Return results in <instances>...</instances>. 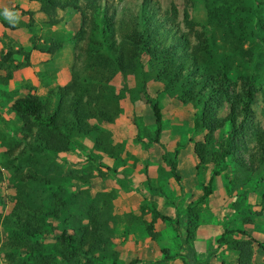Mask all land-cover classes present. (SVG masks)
Listing matches in <instances>:
<instances>
[{
  "label": "trees",
  "instance_id": "16d2710c",
  "mask_svg": "<svg viewBox=\"0 0 264 264\" xmlns=\"http://www.w3.org/2000/svg\"><path fill=\"white\" fill-rule=\"evenodd\" d=\"M33 2L45 31L42 42L36 47L40 54L53 59L61 52L60 34L56 35L52 29L62 23L58 12L68 9L80 13L81 28L75 37H86L88 45L86 61L81 68L74 67L69 83L51 86L45 78L54 77V74L46 73L42 77L46 96L17 103L13 112L19 124L12 132L13 137L0 135L2 147L8 146L0 153V159L12 175L10 183L14 188L12 212L0 216V226L7 234L0 248L5 262L84 264L81 259L86 255L111 251L114 238L113 229L107 222L110 213L108 199L101 193L93 195L85 187L96 177L90 173L81 176L79 172L67 175L56 166L53 157L70 151L69 141L75 134L91 138L98 149L111 152L109 139L99 127L115 124L122 114L115 79L119 75L126 77L135 73L141 68V61H145L149 76L163 87L164 94L184 106L200 108L193 123L194 129L204 137L202 142L194 145V154L199 167L212 165V172L202 196L187 206L184 235L188 248L187 264H202L195 257L193 244L199 228V214L212 195L213 178L232 168L234 189L240 199L233 205L236 211L243 208L247 195L254 188L264 185V129L248 123L256 93L253 80L246 79L242 83L240 94L232 91L230 59L218 53L217 39L210 40L214 51L206 52L203 47L192 46L189 38L180 35L174 21L164 22L155 9L152 13L148 10L147 3L137 12L128 11L118 18L116 13L107 9L104 0ZM255 2L263 7L258 15L257 7L253 10L244 0L238 1V27L244 26V18H264V0ZM209 12L210 17L219 13L214 17L227 22L224 28L228 32L220 26L218 33L222 35L220 44L230 51L233 60L245 57L252 62L264 63V22L258 19L260 21L254 23L255 31L237 35L228 8ZM29 25L22 21L8 22L0 15V26L5 31L34 27L33 22ZM242 29L246 30L245 27ZM256 29L260 35L256 34ZM245 45L247 49H244ZM24 68L25 64L15 66L11 56L7 58L8 71L17 72ZM146 97L150 100L148 94ZM147 103L152 110L155 130L150 134L142 126L138 127L139 134L141 139L145 137L161 145L162 113L157 104ZM221 112L226 113L223 119L219 117ZM226 128L227 132L215 148L216 134ZM249 131L253 145L250 149L244 144ZM239 151L246 152L247 158L239 157ZM98 175L105 177L101 168ZM173 175L180 183V178ZM74 182L78 184L76 192L68 188ZM259 207L261 212L258 215L263 216L264 196ZM159 220L171 221L155 213L153 223ZM229 234L225 232L218 244L229 245ZM242 235L247 237V244L239 247L235 264H255L254 246L264 251V243ZM93 259L96 258L92 256L85 264H92ZM258 264H264V261Z\"/></svg>",
  "mask_w": 264,
  "mask_h": 264
},
{
  "label": "rangeland",
  "instance_id": "374dc122",
  "mask_svg": "<svg viewBox=\"0 0 264 264\" xmlns=\"http://www.w3.org/2000/svg\"><path fill=\"white\" fill-rule=\"evenodd\" d=\"M104 1L107 9L116 13L118 18L128 11L137 12L147 3L151 13L155 9L164 22L174 21L180 35L189 38L192 46L199 49L203 47L206 52L214 51L210 40L217 39L218 53L230 59L231 90L240 94L242 83L246 79L253 80L256 93L248 123L264 129V63L252 62L245 57L233 60L230 51L220 44L222 40L219 37L222 38V35L218 33L219 27L225 29L224 24L227 22L214 17L219 13H213L210 17L209 10L228 8L237 35L242 32L251 34L255 31L254 23L260 20L263 23L264 18H244V26L238 27L240 17L236 8L240 0ZM244 2L253 10L257 7V15L263 10L255 0ZM5 9L16 14L6 16ZM58 13L62 23L52 31L56 35L60 34L63 47L59 55L51 59L36 49L45 31L33 0H0V15L6 21H22L27 25L34 23L32 28L15 32H4L0 27V135L13 137L12 132L19 124L13 112L17 103L46 96V89L42 85V77L46 73L54 74V77L45 78L51 86H64L71 80L74 67L81 68L86 61L88 40L86 37H75L81 28L80 13L71 9ZM244 27L245 31L242 29ZM225 32L228 30L225 29ZM256 34H259L257 29ZM247 48L245 45L244 49ZM9 56L15 66L22 63L25 68L17 72L8 71L6 60ZM114 86L120 97L122 114L115 124L99 127L109 139L111 152L98 149L91 138L75 134L69 141L70 151L53 157L56 166L67 175L79 172L81 176H88L89 173L95 176L96 179L89 181L85 187L93 195L103 194L109 202L107 222L113 229L114 246L109 252L89 254L81 261L85 264L93 256L96 259H93L92 264H187L185 212L190 203L202 196L212 172V165L199 167L194 154V145L202 142L204 137L203 133L194 129L193 123L200 108L184 106L164 94L163 87L149 76L145 61H141V68L135 73L126 77L119 75ZM147 101L157 104L162 113L161 145L145 137L141 139L139 134L138 127H145L150 134L155 130L154 117ZM225 116V112L219 114L221 119ZM250 131L244 138V144L249 149L253 146ZM226 132L227 128L216 134L215 148ZM1 144L0 140V153L8 149L7 145L2 147ZM238 156L247 158V153L239 151ZM175 158L176 166L173 165ZM99 168L105 177L98 175ZM173 173L180 178V183L176 182ZM11 178V173L0 159L1 217L13 209L11 199L14 188L10 183ZM77 186L74 182L68 188L76 192ZM211 188L212 195L199 214V228L193 244L195 257L202 264H235L239 247L243 248L247 244V237L242 234L264 243V213L263 216L258 215L261 212L259 205L264 196V185L254 188L247 195L239 211L233 208L240 199L234 189L232 168L220 177H214ZM155 213L171 221L153 223ZM225 232H230L227 235L229 245L218 244ZM6 239L7 234L0 226V248ZM253 251V263L263 262L264 251L257 246H254ZM0 264H8L1 250Z\"/></svg>",
  "mask_w": 264,
  "mask_h": 264
},
{
  "label": "clouds",
  "instance_id": "9594fccd",
  "mask_svg": "<svg viewBox=\"0 0 264 264\" xmlns=\"http://www.w3.org/2000/svg\"><path fill=\"white\" fill-rule=\"evenodd\" d=\"M4 14L7 16V15H11V14H16V13L9 11L8 9H5Z\"/></svg>",
  "mask_w": 264,
  "mask_h": 264
},
{
  "label": "crops",
  "instance_id": "0c3cea01",
  "mask_svg": "<svg viewBox=\"0 0 264 264\" xmlns=\"http://www.w3.org/2000/svg\"><path fill=\"white\" fill-rule=\"evenodd\" d=\"M1 27V26H0ZM1 29H3L2 27H1ZM1 31V30H0ZM2 31H4V32H9V31H5L4 29L2 30Z\"/></svg>",
  "mask_w": 264,
  "mask_h": 264
}]
</instances>
